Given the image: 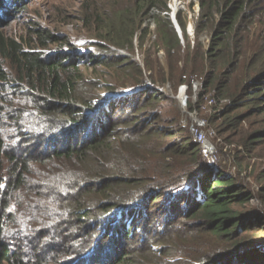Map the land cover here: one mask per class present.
<instances>
[{
  "label": "trees",
  "instance_id": "16d2710c",
  "mask_svg": "<svg viewBox=\"0 0 264 264\" xmlns=\"http://www.w3.org/2000/svg\"><path fill=\"white\" fill-rule=\"evenodd\" d=\"M86 1L95 47L84 52L49 31L12 37L0 13V264H264V207L203 156L164 90L191 93L202 81L189 109L212 89L229 98L209 122L228 114L222 133L263 158L264 0H199L192 39L177 13L183 40L169 0H122L111 11ZM25 2L13 0L15 10ZM82 64L113 69L114 81L87 80ZM37 176L49 192L30 182ZM51 232L61 242L42 253Z\"/></svg>",
  "mask_w": 264,
  "mask_h": 264
},
{
  "label": "rangeland",
  "instance_id": "374dc122",
  "mask_svg": "<svg viewBox=\"0 0 264 264\" xmlns=\"http://www.w3.org/2000/svg\"><path fill=\"white\" fill-rule=\"evenodd\" d=\"M120 1L122 0H90V4H93L97 10L99 7H101L103 11H111V8L115 5H118ZM175 3L181 5V7L178 9V12L182 11L188 16L187 31L190 35V38L192 39L194 31L190 30L189 25L191 23V27L192 25L194 27V19L199 13V0H169L168 6L171 8ZM86 4V0H26L22 8L15 10L13 0H9V3L6 5L5 9H0V13L5 17L1 23L2 31L8 35H11L12 37L23 36L26 39H34L35 29L49 31L55 35H58L61 38L60 41L72 43L79 51L84 52L86 49L95 47V39L91 35V33L94 31H88L85 26L86 23L83 16V9L85 8ZM146 26L149 27V33L145 41L144 48H146L151 43L150 41L155 37L156 34V23L153 19L146 21L142 28H145ZM142 30H140L138 35L135 37V46L137 49L136 57L143 63L144 52L138 51L139 34L142 33ZM202 39L206 42L207 36L203 34ZM158 55L160 56L161 60L165 62L163 52L160 51ZM82 61H84V59ZM113 71V69L106 66L82 64V72H84L86 79H97L100 81V83L113 82L115 75ZM147 82L149 83V81ZM195 82V84L193 83L191 93L189 92V85L186 88L185 93L180 92L181 85H179L176 89L172 88L169 84L164 87V90L167 94L174 95L177 98L178 105L181 109V117L185 125L188 124L189 121L188 113L193 110L189 109V102L192 100L193 103H196L200 99V91L203 90L200 87L202 81L196 80ZM96 90L102 91L103 87L97 88ZM8 96H10V94H8ZM212 97L217 98V105L208 103V99ZM186 98L187 104L184 103ZM223 98L225 99L224 96H218L216 94L215 89L207 92L200 101V105H205L206 109L198 107V114L207 120L208 127L214 129L219 138L222 140V142H219L216 139L214 140L215 142H218L216 143L217 152L219 155V161L217 165L220 163L224 167L228 168L230 172L234 173L240 181L248 183L255 193V198L252 200L251 204L254 207L262 208L264 207V203L261 202L259 192L261 185H264V157H250L245 151L244 145L240 143L239 136H230L228 133H222V129H225L227 123L226 121H228L225 120L227 119L228 114L220 113L213 122H209L210 116L224 110L225 105L229 103L221 102ZM8 123L10 126L7 127L4 125L5 131L8 134H12L11 122H5L4 124ZM243 125H246V123ZM246 170L249 171L250 174L244 172ZM47 180L48 179L42 176L30 178V182L32 184L37 183V187L40 191H42V194L49 192L47 190V186H45ZM70 232L74 234L75 228H71ZM23 234L26 237V241L29 242L32 233L29 234L25 232ZM97 235L100 236L99 231H94L92 233V237ZM90 238L91 235L88 236V239ZM76 240H78L79 243L81 242V238L72 237V242ZM90 240L92 241V239ZM59 241L61 242L60 238L51 232L43 241V245L40 248L42 253H51ZM31 249V245H27V255L30 253Z\"/></svg>",
  "mask_w": 264,
  "mask_h": 264
},
{
  "label": "built area",
  "instance_id": "2783aa9c",
  "mask_svg": "<svg viewBox=\"0 0 264 264\" xmlns=\"http://www.w3.org/2000/svg\"><path fill=\"white\" fill-rule=\"evenodd\" d=\"M191 31L194 30L192 29ZM187 87V84H182L180 87V92L185 93ZM200 87H203L202 83L200 84ZM221 102H229V100L222 99ZM184 103L187 104V98L185 99ZM208 103L217 105L218 100L216 97H212L208 99ZM200 107L202 109H206L205 105H200ZM188 118V127L190 133L192 134L193 139L200 145L201 153L204 157L208 159L211 164L218 168L217 164L219 161V155L214 140L216 139L219 142H222V140L219 138L214 129L208 127L207 120L198 114L197 108L193 109L191 112L188 113Z\"/></svg>",
  "mask_w": 264,
  "mask_h": 264
},
{
  "label": "water",
  "instance_id": "95a60500",
  "mask_svg": "<svg viewBox=\"0 0 264 264\" xmlns=\"http://www.w3.org/2000/svg\"><path fill=\"white\" fill-rule=\"evenodd\" d=\"M180 7H181V5L179 4V8H180ZM179 8H178V9H179ZM178 9L174 10L173 7H171L170 17H171V19H172V21H173V23H174V26H175V28H176V30H177V32H178L179 37L183 40L182 29H181V27H180V25H179V22H178V20H177V17H176V16H177ZM189 28H190V30L193 29V25H192V27H191V23H190V25H189Z\"/></svg>",
  "mask_w": 264,
  "mask_h": 264
},
{
  "label": "bare ground",
  "instance_id": "6f19581e",
  "mask_svg": "<svg viewBox=\"0 0 264 264\" xmlns=\"http://www.w3.org/2000/svg\"><path fill=\"white\" fill-rule=\"evenodd\" d=\"M173 7H174L175 10L178 9V8H179L178 3H175V4L173 5Z\"/></svg>",
  "mask_w": 264,
  "mask_h": 264
}]
</instances>
